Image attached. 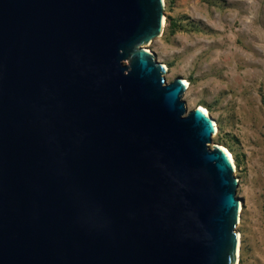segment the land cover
I'll use <instances>...</instances> for the list:
<instances>
[{
	"label": "water",
	"instance_id": "obj_1",
	"mask_svg": "<svg viewBox=\"0 0 264 264\" xmlns=\"http://www.w3.org/2000/svg\"><path fill=\"white\" fill-rule=\"evenodd\" d=\"M164 0H0V264H235V161L146 45Z\"/></svg>",
	"mask_w": 264,
	"mask_h": 264
},
{
	"label": "rangeland",
	"instance_id": "obj_2",
	"mask_svg": "<svg viewBox=\"0 0 264 264\" xmlns=\"http://www.w3.org/2000/svg\"><path fill=\"white\" fill-rule=\"evenodd\" d=\"M165 24L146 45L167 83L189 81L183 100L218 124L211 146L233 154L241 200L235 264H264V0H164Z\"/></svg>",
	"mask_w": 264,
	"mask_h": 264
},
{
	"label": "bare ground",
	"instance_id": "obj_3",
	"mask_svg": "<svg viewBox=\"0 0 264 264\" xmlns=\"http://www.w3.org/2000/svg\"><path fill=\"white\" fill-rule=\"evenodd\" d=\"M164 24H165V18H164ZM148 50H150V49H148ZM151 51V50H150ZM185 80V83H186V85H187V88L189 87V81L188 80H186V79H184ZM201 108L205 111V112H207V113H209L208 112V109L207 108H205L204 106H201ZM210 114V113H209ZM212 117V116H211ZM213 119V118H212ZM214 121V123H215V126L217 127V129H218V124H217V122L215 121V120H213ZM226 151H227V153L229 154V157L232 159V161L234 162V157H233V154H232V152L226 147V146H222ZM239 238H240V235H239ZM239 245H240V242H239ZM237 256H239V246H238V251H237Z\"/></svg>",
	"mask_w": 264,
	"mask_h": 264
}]
</instances>
